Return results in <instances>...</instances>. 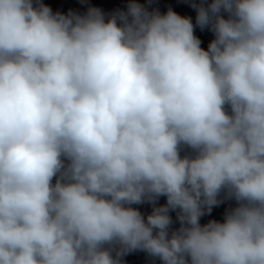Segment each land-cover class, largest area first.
I'll use <instances>...</instances> for the list:
<instances>
[{"label": "clouds", "instance_id": "9594fccd", "mask_svg": "<svg viewBox=\"0 0 264 264\" xmlns=\"http://www.w3.org/2000/svg\"><path fill=\"white\" fill-rule=\"evenodd\" d=\"M191 7L0 0V264H264V0Z\"/></svg>", "mask_w": 264, "mask_h": 264}]
</instances>
